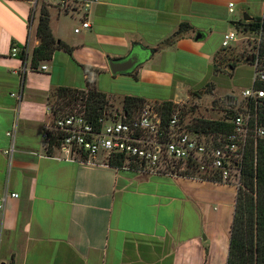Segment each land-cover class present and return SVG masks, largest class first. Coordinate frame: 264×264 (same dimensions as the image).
<instances>
[{
	"label": "crops",
	"instance_id": "0c3cea01",
	"mask_svg": "<svg viewBox=\"0 0 264 264\" xmlns=\"http://www.w3.org/2000/svg\"><path fill=\"white\" fill-rule=\"evenodd\" d=\"M32 3L0 0V264H226L235 186L140 175L101 156L66 159L48 153L44 130L51 93L86 90L88 79L108 103L137 97L178 104L195 87L180 72L200 67L210 71L199 80L206 88L226 70H214L223 35L253 34L233 23L258 19L264 0H99L86 12L49 6L52 36L71 52L55 50L36 70ZM86 20L90 28L74 33ZM182 23L192 30L163 45ZM12 47L25 61L10 55ZM130 55L138 64L113 75L109 61ZM84 67L97 73L88 76Z\"/></svg>",
	"mask_w": 264,
	"mask_h": 264
},
{
	"label": "built area",
	"instance_id": "2783aa9c",
	"mask_svg": "<svg viewBox=\"0 0 264 264\" xmlns=\"http://www.w3.org/2000/svg\"><path fill=\"white\" fill-rule=\"evenodd\" d=\"M46 0L48 6L63 12H86L90 5L99 0ZM38 0L33 1V6ZM81 5V6H80ZM233 12V3L228 4ZM257 31L264 34V4L258 20ZM90 28L89 21H81L74 29L78 34ZM237 33L223 35L221 46L228 48L236 40ZM258 44L252 63V85L241 92L247 103L264 98V90L255 88V82L264 83V56L260 55ZM19 49L12 47L10 55L18 56ZM42 69H45L43 66ZM233 126L231 133H201L188 128L183 120V109L173 104L167 121H164L161 103H144L135 114L126 115L123 110L114 116L105 114L98 120L96 127L80 107L46 124L44 139L49 144L50 133L56 135L53 150L60 152L66 159H95L101 156L107 160L121 154L127 160L123 169L140 175H170L186 177V172L195 170V176L206 175L224 184L240 186L241 168L244 152L250 139L264 137V126L257 119L256 111L235 110L228 115ZM226 123V120L224 121ZM12 131L8 136H12ZM106 162V161H105ZM17 198L16 193L10 195ZM4 200V198H3Z\"/></svg>",
	"mask_w": 264,
	"mask_h": 264
},
{
	"label": "trees",
	"instance_id": "16d2710c",
	"mask_svg": "<svg viewBox=\"0 0 264 264\" xmlns=\"http://www.w3.org/2000/svg\"><path fill=\"white\" fill-rule=\"evenodd\" d=\"M38 6V2L36 4ZM48 5L41 3L38 10V20L36 27V37L39 44L32 50L31 53V69L36 70L43 62L51 59L52 54L57 49H62L68 53L71 49L59 40L54 39L49 26V12ZM257 18L251 22L244 23L242 21L234 22L236 28L243 27L244 31L255 32L259 30ZM192 28L182 23L177 31L166 41L163 45H171L181 35L190 32ZM223 52V51H222ZM215 57L214 70L217 71L218 55ZM260 55L264 56V50H260ZM19 57L25 61L24 52L19 54ZM254 61V54L249 56L245 64L252 65ZM244 64V63H242ZM238 64H230L229 67L234 69ZM85 73H97L88 67H84ZM255 88L264 90V83L255 82ZM56 97L57 105L70 106L69 112L80 107L85 112L88 119L99 127L98 120L106 112L108 100L105 94L99 92L94 83L90 79L87 80L86 90H76L71 88H57L50 97ZM245 101V100H243ZM250 111H256L258 122L264 126V98L257 100V102L247 103ZM144 101L137 97H125L122 102V110L126 115L137 113ZM162 114L164 121H167L171 109L172 102H163ZM56 111L52 114L56 115ZM228 115L226 116V123L219 120H200L193 125H188V128L201 133H218L223 132L229 134L233 130L232 124L229 122ZM50 141L47 145L48 153H51L53 147L57 145L56 135L50 133ZM126 158L121 155H113L106 160V163L116 169H123L127 165ZM195 170L186 172L188 178H193ZM200 179L207 181H215L206 175L199 176ZM226 264H264V137L250 139L247 143L241 168L240 186L237 187L235 198L234 215L230 228V242L229 251Z\"/></svg>",
	"mask_w": 264,
	"mask_h": 264
},
{
	"label": "rangeland",
	"instance_id": "374dc122",
	"mask_svg": "<svg viewBox=\"0 0 264 264\" xmlns=\"http://www.w3.org/2000/svg\"><path fill=\"white\" fill-rule=\"evenodd\" d=\"M32 2L34 0H31ZM46 0H38V6L36 5V11L38 12L41 3H45ZM33 7V4H32ZM239 30H243V27H239ZM253 34L248 35L249 37L242 39L238 36V39L230 44V47L222 48L223 52L218 55L216 63L217 71L221 73L214 78L206 88L201 89L199 80L202 77H209L210 71L203 70L202 68H195L190 74L182 73L183 77L188 81H191V85H195L189 91H183L180 94L179 106L183 109V120L188 125H193L200 120H219L224 122L227 114L235 110L248 109L247 104L243 101L241 92L250 86V82L253 77V69L245 62L249 56H252L257 52L258 44L261 43V49L264 50V34L259 35L257 31L251 32ZM240 37V38H239ZM244 63V64H242ZM230 64H238L236 68H229ZM215 89L212 95H207V91ZM50 121L60 118L66 115L69 111L70 106L57 105L56 97H50ZM56 111V115L52 114ZM73 111V110H72ZM118 111H122V103L110 101L106 107L104 113L107 117L114 116ZM103 114V115H104ZM106 161V160H105ZM237 188V187H236Z\"/></svg>",
	"mask_w": 264,
	"mask_h": 264
},
{
	"label": "water",
	"instance_id": "95a60500",
	"mask_svg": "<svg viewBox=\"0 0 264 264\" xmlns=\"http://www.w3.org/2000/svg\"><path fill=\"white\" fill-rule=\"evenodd\" d=\"M200 36L197 34L195 40H199ZM138 64L136 56L130 55L122 61H109L110 72L114 75L117 73H125L131 71Z\"/></svg>",
	"mask_w": 264,
	"mask_h": 264
}]
</instances>
